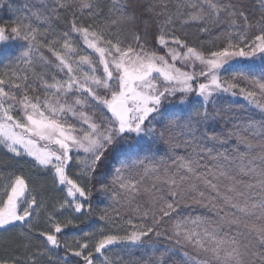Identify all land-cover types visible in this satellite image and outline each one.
<instances>
[{"label": "snow or ice", "instance_id": "obj_1", "mask_svg": "<svg viewBox=\"0 0 264 264\" xmlns=\"http://www.w3.org/2000/svg\"><path fill=\"white\" fill-rule=\"evenodd\" d=\"M168 3L110 0L105 19L104 0H25L10 23L0 24V44L19 41L22 48L0 67V146L51 171L66 191L57 211L91 215V203L80 198L91 200L95 180L111 201L99 219H122L128 226L123 234L96 237L91 249L80 239L62 245L57 234L85 217L61 221L49 214L54 231L38 233L51 246L39 252L49 260L63 246L84 264H94V253L107 262L105 250L120 244L145 254L125 264H153L154 258L165 264L166 256L171 264H264V0H258L256 15L242 0H175L174 12ZM0 9L13 11L12 0H0ZM61 10L73 18L58 32L54 22ZM85 15L91 22L78 23ZM141 20L143 29L136 31ZM187 25L211 38L189 43L176 35ZM216 41L223 46L204 49ZM256 58L259 75L233 64H254ZM177 94L181 104L201 98L200 106L183 122L172 119L157 129L162 105ZM222 94L242 96L259 118L248 116L225 135L210 134L208 122L231 111L217 107ZM231 138L237 141L231 153L215 149ZM159 141L167 145V157L134 159ZM114 154L120 159L106 182L101 172ZM74 161L87 184L68 174ZM27 191L22 175L0 185V230L22 225L28 229L22 235L34 231L29 218L39 219L43 203L35 195L25 198ZM161 239L168 243L157 255Z\"/></svg>", "mask_w": 264, "mask_h": 264}, {"label": "trees", "instance_id": "obj_2", "mask_svg": "<svg viewBox=\"0 0 264 264\" xmlns=\"http://www.w3.org/2000/svg\"><path fill=\"white\" fill-rule=\"evenodd\" d=\"M25 0H12L14 5L13 11H8L0 9V24L10 23V20L15 15V8L22 7ZM110 0H104V18L107 19L108 8L107 5ZM243 6L250 15L257 14L258 0H242ZM168 9L170 11H176L175 0H169ZM137 14L141 15L142 9H136ZM73 18L72 11L61 10L60 20L54 22V27L58 32L67 30L69 23ZM78 23H90L89 17L82 16L78 17ZM195 25H187L183 30H178L176 35L180 36L182 39H187L189 43L200 45L201 40L210 39L211 37L207 34L199 33L196 31ZM143 22L142 20L138 22L136 31H142ZM152 33L157 31L155 25L151 28ZM187 32L185 36L184 33ZM213 34L219 31V29H213ZM126 35V34H125ZM253 34H250L249 39H251ZM223 41H216L213 45L204 44L203 47L206 51L214 50L217 47H222ZM153 46L159 48L153 40ZM22 50L21 42L10 41L7 44L0 45V67L5 65L9 60L13 59ZM161 54H163V49H160ZM45 55L50 54L45 51ZM236 67H248L253 68V74L259 75L261 70V63L259 59L255 60V63L249 61H240L233 63ZM58 77L62 74H57ZM37 93H31L30 95H35ZM172 103L165 102L162 105L163 116L156 122L157 129H160L163 125L167 124L169 120L179 119L181 122L186 120L196 108L200 106L201 98L195 95L190 96L188 101L184 104L179 103V94L177 97L172 98ZM217 107L223 110L230 109L231 111H221L220 116L210 120L205 126L207 131L211 133H216L218 135H225L233 127V124L241 123L246 121L248 116H255L259 118V113L256 109L251 107L248 102L242 96L233 97L230 94H222L217 100ZM209 110L213 111L212 105H209ZM178 129L173 130L175 134ZM237 141L235 138L229 139V141L224 144H216L215 149L219 151H225L226 149L231 153V149L236 146ZM211 146V145H210ZM243 151V149H241ZM181 154L183 150H178ZM167 145L163 141H159L151 145V151L146 147L143 151L136 154L134 159H143L145 155H156L165 156L169 155ZM120 159L119 154H114L110 156L108 161L101 172L105 181L107 182L114 175L115 167L118 166V161ZM68 174L71 178L87 184L79 174V166L75 161L69 166ZM16 175H22L26 183L28 184L29 191L25 192V198L30 199L31 195H35L37 203H43V208L40 210L39 219L29 218L33 222L34 231L28 235H22V233H28V229L22 225L16 227L10 232H4L0 230V261H12L17 258L18 264H32V260L35 264H59L61 259L66 258L71 261V264H84L83 260L79 257H74L70 253L66 252L62 246L60 249H53L52 255L53 259L49 260L48 254L40 255L39 252L43 251L45 247L51 248L47 245L43 237H40L38 233L40 231H54L52 224L48 220V215L51 214L56 220H64L65 218H85L82 221H78V226H69L65 228L61 233L57 234L58 238L61 240L62 245L64 243L73 244L75 239H80L82 241H89V248L93 246V242L96 237L102 234H111L119 232L123 234L125 229L128 227L123 223V220H117L112 223L106 224L104 221L99 219L100 210L109 206L110 204V194L100 193L97 191V181L93 180L90 185L92 192L90 201L82 202L86 205L91 203L92 213L91 215H85L84 213H75L71 208H66L63 212L57 211L60 203L66 198V191L62 190L64 186L59 185L55 182L53 174L49 170H44L39 166L35 165L31 157H15L12 153H9L3 146H0V185L4 182L10 180ZM68 199H71L68 197ZM23 206V205H22ZM130 215V214H129ZM27 223V222H25ZM103 228V233L100 229ZM91 232L95 235L92 237L85 236L84 233ZM147 239V238H146ZM167 241L161 239L158 245L157 255L167 246ZM28 245V247H25ZM73 246H75L73 244ZM88 251V250H85ZM108 257L107 262L98 253L93 254L94 264H125L129 259H139L144 257V252L141 250H136L129 253L128 246L126 245H112L109 249L105 250ZM31 258V259H30ZM176 259H182L178 254ZM172 257H165V264H171ZM155 264V258L153 260Z\"/></svg>", "mask_w": 264, "mask_h": 264}, {"label": "rangeland", "instance_id": "obj_3", "mask_svg": "<svg viewBox=\"0 0 264 264\" xmlns=\"http://www.w3.org/2000/svg\"><path fill=\"white\" fill-rule=\"evenodd\" d=\"M0 45H2V44H0ZM258 58H256L255 60H257ZM236 62H240V61H234L233 63H236ZM249 62H252V61H249Z\"/></svg>", "mask_w": 264, "mask_h": 264}]
</instances>
